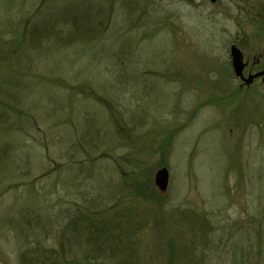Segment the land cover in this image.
<instances>
[{"label": "rangeland", "instance_id": "374dc122", "mask_svg": "<svg viewBox=\"0 0 264 264\" xmlns=\"http://www.w3.org/2000/svg\"><path fill=\"white\" fill-rule=\"evenodd\" d=\"M258 9L0 0V264H264Z\"/></svg>", "mask_w": 264, "mask_h": 264}, {"label": "water", "instance_id": "95a60500", "mask_svg": "<svg viewBox=\"0 0 264 264\" xmlns=\"http://www.w3.org/2000/svg\"><path fill=\"white\" fill-rule=\"evenodd\" d=\"M214 2L215 0H210ZM230 63L233 70V74L236 78H239L242 85H249L254 79L261 77V82H264V69L255 73H249L247 76L243 75V69L247 65V62L243 60V54L239 47L235 44L229 46ZM169 180V173L166 167H160L154 174V185L160 192H164L167 189Z\"/></svg>", "mask_w": 264, "mask_h": 264}, {"label": "trees", "instance_id": "16d2710c", "mask_svg": "<svg viewBox=\"0 0 264 264\" xmlns=\"http://www.w3.org/2000/svg\"><path fill=\"white\" fill-rule=\"evenodd\" d=\"M259 10V9H258ZM255 14H257L258 15V18H257V16L256 17H252V20H257V22H258V24L261 26V27H259V28H264V14L259 10V12H256V13H254L253 15H255ZM77 19V18H76ZM76 19L74 20V21H76ZM73 21V22H74ZM92 224V223H91ZM107 224L108 225H110V222L109 221H107ZM103 224L101 223L100 224V227L102 226ZM106 229H107V226H106V224L103 226V230H104V232L106 231ZM97 237H99V236H97Z\"/></svg>", "mask_w": 264, "mask_h": 264}, {"label": "flooded vegetation", "instance_id": "af4514ba", "mask_svg": "<svg viewBox=\"0 0 264 264\" xmlns=\"http://www.w3.org/2000/svg\"><path fill=\"white\" fill-rule=\"evenodd\" d=\"M242 51V50H241ZM242 54H243V52H242ZM243 59H244V56H243ZM257 59V58H256ZM247 61V60H246ZM257 61H259L258 59H257ZM247 67H248V62H247V65H246V67H245V69H244V72H245V70L247 69ZM251 68V67H250ZM253 72H255V71H250V69H248V71H247V73H246V75H248L249 73H253Z\"/></svg>", "mask_w": 264, "mask_h": 264}, {"label": "bare ground", "instance_id": "6f19581e", "mask_svg": "<svg viewBox=\"0 0 264 264\" xmlns=\"http://www.w3.org/2000/svg\"><path fill=\"white\" fill-rule=\"evenodd\" d=\"M245 62H248V61H245ZM246 67V66H245ZM245 67H244V69H245ZM244 69H243V75H244ZM244 76H246V75H244Z\"/></svg>", "mask_w": 264, "mask_h": 264}]
</instances>
